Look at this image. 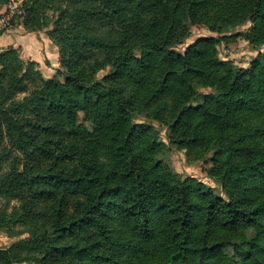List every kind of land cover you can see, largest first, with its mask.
<instances>
[{
    "label": "trees",
    "instance_id": "trees-1",
    "mask_svg": "<svg viewBox=\"0 0 264 264\" xmlns=\"http://www.w3.org/2000/svg\"><path fill=\"white\" fill-rule=\"evenodd\" d=\"M57 1L65 83L0 49V230L27 234L0 264H264V64L234 73L215 37L176 49L191 24L246 22L259 49L264 0H24V30ZM172 147L211 153L221 193L178 176Z\"/></svg>",
    "mask_w": 264,
    "mask_h": 264
},
{
    "label": "rangeland",
    "instance_id": "rangeland-1",
    "mask_svg": "<svg viewBox=\"0 0 264 264\" xmlns=\"http://www.w3.org/2000/svg\"><path fill=\"white\" fill-rule=\"evenodd\" d=\"M52 8L45 10V16L47 17L46 24L41 28L40 31L36 32L39 39L47 43V45H53V41L49 38L50 30L53 27V21L57 17L60 7L63 6V3L57 1ZM24 19H19L15 21L13 24V29L18 26L24 30L22 23ZM251 22H246L243 25H239L234 28H229L226 32L219 34L211 31L207 26L202 24H191L189 26V36L181 42V44L176 45V49L179 51H183L184 48L191 44L195 39L200 37H215L220 39V43L216 47V54L220 61H223L227 67H230L234 73H238L241 69H247L250 67V62L252 59L258 57L261 59L264 64V58L262 57L264 53V46L259 49L253 48L249 42L245 39L244 35L250 31ZM25 31V30H24ZM19 56L22 60L20 50ZM55 50L57 52V60L56 63V71L54 72V76H56L61 82L65 83V77L61 71L64 69L61 67L59 63V54L58 49L55 46ZM1 49V48H0ZM5 49V48H3ZM28 62V61H24ZM46 64H49L46 61ZM36 67V65H35ZM28 70L24 71V76H27ZM110 74L109 68L101 70L97 74V79H101L104 76H108ZM43 76V75H42ZM44 77V76H43ZM46 78V77H44ZM204 91V90H203ZM209 91V90H206ZM80 121L84 124L87 123V114L86 112L79 113ZM150 124L154 126L155 135L159 138L164 139L166 142V131L164 127L156 122L150 121ZM211 153H207L205 155H194L189 154L185 150H180L172 147L171 153L164 156V161L166 164L181 178L186 177H194L200 182L204 184L205 187L213 189L217 193H221L220 186L215 183L209 176L210 168L212 167V163L210 161ZM27 234H22L20 236L10 237L4 231L0 230V247H8L12 243L17 240L26 237ZM16 264H28V263H16Z\"/></svg>",
    "mask_w": 264,
    "mask_h": 264
},
{
    "label": "crops",
    "instance_id": "crops-1",
    "mask_svg": "<svg viewBox=\"0 0 264 264\" xmlns=\"http://www.w3.org/2000/svg\"><path fill=\"white\" fill-rule=\"evenodd\" d=\"M18 47L23 61H30L46 78L54 76L57 52L55 46L47 45L36 32H26L20 26L0 34V48ZM48 61L49 64H46Z\"/></svg>",
    "mask_w": 264,
    "mask_h": 264
},
{
    "label": "built area",
    "instance_id": "built-area-1",
    "mask_svg": "<svg viewBox=\"0 0 264 264\" xmlns=\"http://www.w3.org/2000/svg\"><path fill=\"white\" fill-rule=\"evenodd\" d=\"M24 0H8L3 10L0 12V33L11 30V22L22 16V3Z\"/></svg>",
    "mask_w": 264,
    "mask_h": 264
}]
</instances>
